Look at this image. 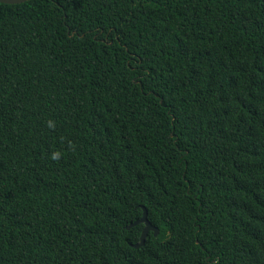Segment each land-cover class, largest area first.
Segmentation results:
<instances>
[{
	"label": "trees",
	"instance_id": "16d2710c",
	"mask_svg": "<svg viewBox=\"0 0 264 264\" xmlns=\"http://www.w3.org/2000/svg\"><path fill=\"white\" fill-rule=\"evenodd\" d=\"M0 264H264V0L0 3Z\"/></svg>",
	"mask_w": 264,
	"mask_h": 264
},
{
	"label": "water",
	"instance_id": "95a60500",
	"mask_svg": "<svg viewBox=\"0 0 264 264\" xmlns=\"http://www.w3.org/2000/svg\"><path fill=\"white\" fill-rule=\"evenodd\" d=\"M27 1H30V0H0V3L1 4H6V5H18V4L27 2ZM137 224H143L144 227H143V229L141 231V235H140V238H139V243L133 245L132 246L133 248H139V247L143 246L145 238H146V236H147V234L149 232H153L154 236L158 235V229L153 227L149 223V221L147 220V213H146V210L144 208H143L142 217L138 221H136L135 223L131 224L129 227L135 226Z\"/></svg>",
	"mask_w": 264,
	"mask_h": 264
},
{
	"label": "clouds",
	"instance_id": "9594fccd",
	"mask_svg": "<svg viewBox=\"0 0 264 264\" xmlns=\"http://www.w3.org/2000/svg\"><path fill=\"white\" fill-rule=\"evenodd\" d=\"M50 128H54L55 125H54V122H49V125H48ZM61 158V153L59 152H56L54 153L52 156H51V159L52 160H59Z\"/></svg>",
	"mask_w": 264,
	"mask_h": 264
}]
</instances>
